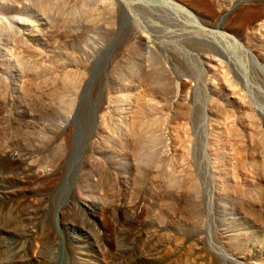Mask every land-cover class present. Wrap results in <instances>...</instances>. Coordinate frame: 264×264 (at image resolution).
<instances>
[{"label":"rangeland","instance_id":"374dc122","mask_svg":"<svg viewBox=\"0 0 264 264\" xmlns=\"http://www.w3.org/2000/svg\"><path fill=\"white\" fill-rule=\"evenodd\" d=\"M21 19L32 33L64 21L94 29L81 43V78L53 118L31 105L48 102L46 93L21 94L0 50V264H264L262 201L248 200L256 190L222 184L217 171L227 164L240 179L264 175V143L244 127L254 119L264 136V38L254 39L264 33L256 32L264 0H0V47ZM64 74L34 82L61 87ZM152 77L164 88L165 110L155 114L162 136L151 146L145 130L140 180L135 139L124 138L129 106L117 107ZM219 78L246 107L211 88ZM101 121L114 139L103 140ZM191 180L195 190L186 189Z\"/></svg>","mask_w":264,"mask_h":264},{"label":"bare ground","instance_id":"6f19581e","mask_svg":"<svg viewBox=\"0 0 264 264\" xmlns=\"http://www.w3.org/2000/svg\"><path fill=\"white\" fill-rule=\"evenodd\" d=\"M103 8L112 11V6L110 3H106ZM19 20L20 18L17 21ZM24 21L25 19H21L18 25L12 26L14 32H9L7 36L5 35L4 40L6 44H4L3 47H0V50L2 54L5 55L6 59V61L3 62V66L4 68H6L8 64L14 65V71L19 75L20 81L22 82V86H20V92L24 97H30L34 95L40 96L46 93V96L49 98L48 102H43L42 106H40V103H32L31 105H36L39 108V114H44L45 117L53 118L57 114L61 105L64 104V94L66 92L73 91V87H75L72 83L73 80H76L75 78H81V75H79L78 73V68L81 65H84L85 62L82 56L83 50L81 47V43L83 38L86 37L87 33L91 31V29H94V27L93 24L87 23L81 28H76L75 25L73 26L67 21H64L62 24L49 26L50 24H48L47 22L43 25L49 26L47 27V29H42L39 33H37L36 31L32 33L26 32L28 31V29H24ZM256 30V32H258L257 35H259V32L264 30V23L258 24L256 26ZM258 37L264 38V33L260 34L259 36H255L254 39L256 40V38ZM134 38L141 39V36L139 35L138 37H129L127 43L134 40ZM6 46L8 47L6 48ZM40 46H43L44 48H41ZM133 52L134 48L132 46H129L125 49L124 56H127ZM50 71L66 73L64 74V79L62 78V86L60 87L59 85H57V82L53 79L54 81L52 82L51 87H47L45 91H42L39 88V85L34 82V79L37 76L44 75L45 73H48ZM217 82L219 86L217 87L216 83L212 82L210 84L211 88L213 90H218L220 94L222 89L224 90V95L227 98V105L236 108L246 107V104L232 89V85L227 79L219 78L217 79ZM141 85L142 89L138 91L134 97H131L128 93H123V97L117 107L123 114V104L127 103L129 106L127 112L124 113L123 117V124L128 128L127 136H124V138L128 139L131 136L134 137L133 140L135 139L133 141L135 143L132 145V153L139 159V161H137L135 164V172L136 174H139L140 180L144 179L145 176V168L143 166L149 165L148 159L140 150V143H142L145 139V136H147L145 130H149L148 140L150 141L151 146H155L158 145V143H161L162 135L159 131L161 119L156 118L155 114L165 110V105H163L162 102L160 103V105L157 104V94L163 93L162 89L164 88L156 82L155 77L144 79ZM127 88L128 86H125L124 89L126 90ZM4 96V91L0 89V102H3ZM110 99L111 97L108 99V101ZM67 102L68 106H70V100H68ZM109 104L110 101L108 105ZM174 108L175 114L186 115L184 111L185 107L183 104H176ZM223 109V107L216 106L215 112L217 114H221L223 112ZM147 116H153V119H151V124L148 123L147 129H145L144 124L146 123ZM49 120L51 121V119ZM101 123L103 125V129L101 130V136L103 140H108L111 138L114 139L115 136L113 135V133H107L104 130V124L102 121ZM244 127L249 130L252 138H257L264 143V136L262 135V133H260L258 124L254 119L249 118ZM233 132L236 133L235 130H233ZM123 135H126V132ZM175 138V136H173L172 138L174 143L176 142ZM217 142L219 143V147L215 153V158L218 161L220 159H223L224 155L222 148L223 144L221 140L217 139ZM262 151L264 153V147H262ZM224 165L230 168V166H228L227 164ZM224 165H218L217 167V171L220 174L218 175V177L221 183L223 184L225 179H228L230 180L234 191H237L238 186H245L249 190H256V193L254 192L248 194V197H251L248 200H250L256 206L258 205L259 201H262V204L264 205V175L262 177L242 174L243 178L240 179V176L237 172V167H233L232 171H229L228 168L227 171ZM186 185V189L191 190H195L197 186L196 181L194 180L187 182ZM178 200L182 204V209L184 210L183 204H185L186 199L180 197ZM189 209V207L185 208V212L187 211L186 214L189 216H195L196 211H194L192 215V212Z\"/></svg>","mask_w":264,"mask_h":264}]
</instances>
